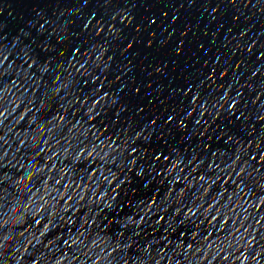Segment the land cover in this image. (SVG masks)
Here are the masks:
<instances>
[{"label": "water", "instance_id": "1", "mask_svg": "<svg viewBox=\"0 0 264 264\" xmlns=\"http://www.w3.org/2000/svg\"><path fill=\"white\" fill-rule=\"evenodd\" d=\"M0 264H264V0H0Z\"/></svg>", "mask_w": 264, "mask_h": 264}, {"label": "snow or ice", "instance_id": "2", "mask_svg": "<svg viewBox=\"0 0 264 264\" xmlns=\"http://www.w3.org/2000/svg\"><path fill=\"white\" fill-rule=\"evenodd\" d=\"M169 119H170V117H169Z\"/></svg>", "mask_w": 264, "mask_h": 264}]
</instances>
